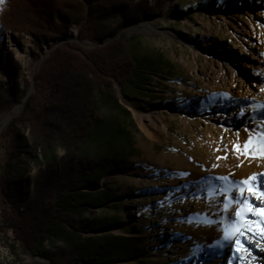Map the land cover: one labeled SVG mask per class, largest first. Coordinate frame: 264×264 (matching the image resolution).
Returning <instances> with one entry per match:
<instances>
[{
  "label": "rangeland",
  "instance_id": "1",
  "mask_svg": "<svg viewBox=\"0 0 264 264\" xmlns=\"http://www.w3.org/2000/svg\"><path fill=\"white\" fill-rule=\"evenodd\" d=\"M135 2L147 8L141 19L126 24L115 37L83 41L91 48L125 41L151 79L142 93L125 91L119 83L111 89L129 117L112 105L97 111L100 128L86 150L110 155L117 149L114 156L123 164L91 189L110 198L83 212L89 227L77 232L72 248L81 259L103 245L118 247L115 255L109 252L108 264H243L240 247L223 240V224L209 226L205 216L222 221L228 214L222 211L224 196L215 189L264 173L259 147L250 148L252 154L243 150L249 133L264 127V0ZM6 9L7 0H0V23ZM79 30L73 26L68 39H76ZM1 51L12 53L28 92L22 102L0 113V171L7 167L8 150L19 149L14 177L26 182L31 195L38 162L31 157L29 128L18 125L12 134L7 130L34 91L35 74L51 49L30 34L0 25ZM241 55L259 56L263 62L247 69L255 80L251 93L232 83L226 67ZM257 132H252L254 145ZM62 153L58 147L38 149L41 162ZM10 208L0 182V264H53L23 252L7 219ZM61 244L47 242L42 250Z\"/></svg>",
  "mask_w": 264,
  "mask_h": 264
},
{
  "label": "trees",
  "instance_id": "2",
  "mask_svg": "<svg viewBox=\"0 0 264 264\" xmlns=\"http://www.w3.org/2000/svg\"><path fill=\"white\" fill-rule=\"evenodd\" d=\"M135 1L7 0L1 28L30 34L51 49L35 74L34 91L7 130L12 134L18 125L29 128L31 157L38 162L31 195L26 182L14 177L20 164L19 149L8 150L7 167L0 171L2 191L11 205L7 219L25 254L42 256L53 264H108L109 252H119L118 247L103 245L80 259L72 248L77 232L89 227L83 212L110 198L103 193L96 196L91 189L123 164L114 156L117 149L110 155H93L86 146L100 128V106L112 105L129 117L130 111L111 94L115 83L125 91L142 93L148 90L151 77L125 41L92 48L83 41L115 37L126 24L141 19L147 8ZM154 15L158 14L148 16ZM75 25L80 26L79 35L70 40ZM56 41L62 42L52 48ZM27 92L12 53L1 51L0 113L22 102ZM45 147H58L63 153L41 162L38 149ZM56 240L63 244L43 252L45 243Z\"/></svg>",
  "mask_w": 264,
  "mask_h": 264
},
{
  "label": "snow or ice",
  "instance_id": "3",
  "mask_svg": "<svg viewBox=\"0 0 264 264\" xmlns=\"http://www.w3.org/2000/svg\"><path fill=\"white\" fill-rule=\"evenodd\" d=\"M252 132H257V130L254 129ZM252 132L249 133V139L243 145V150L245 154H252L248 150L258 146L259 154L264 157V127L257 132L258 140L255 145ZM235 147L238 151L240 150L239 145ZM219 179L228 181V177ZM214 191L224 196L222 211L228 214L222 221L205 216L208 225L223 224L220 229L223 240L234 247H243L241 237L246 232L252 231V221L260 219V223L264 225V211H261L264 209V173L253 174L245 180L231 181L226 188H218ZM246 192L247 195H245ZM208 195L212 196L213 192L209 191ZM260 231L264 233V228Z\"/></svg>",
  "mask_w": 264,
  "mask_h": 264
},
{
  "label": "bare ground",
  "instance_id": "4",
  "mask_svg": "<svg viewBox=\"0 0 264 264\" xmlns=\"http://www.w3.org/2000/svg\"><path fill=\"white\" fill-rule=\"evenodd\" d=\"M235 60L236 61L229 60L226 64V67L230 68L232 71L229 78L232 80L233 84L239 87L241 91L247 93L253 92V81L255 80L252 78L247 69L263 66L261 58L259 56L255 57L254 55L252 57L241 55L237 56ZM226 69L227 68L224 67V71H227ZM19 109L20 106L15 112H18ZM11 116L12 115L9 117ZM261 211H264V209H261ZM253 222H255V226L252 231L246 232L244 236L241 237L243 247H238H240L239 249L244 253L245 260L243 264H264V233L260 231L261 228H264V225L260 223V219H255L252 223Z\"/></svg>",
  "mask_w": 264,
  "mask_h": 264
}]
</instances>
